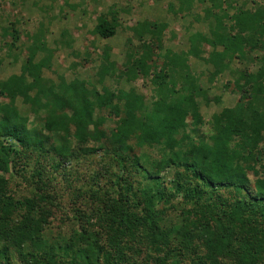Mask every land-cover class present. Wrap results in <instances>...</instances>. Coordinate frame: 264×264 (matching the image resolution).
I'll return each mask as SVG.
<instances>
[{"label": "trees", "instance_id": "trees-1", "mask_svg": "<svg viewBox=\"0 0 264 264\" xmlns=\"http://www.w3.org/2000/svg\"><path fill=\"white\" fill-rule=\"evenodd\" d=\"M200 1L215 31L212 52L194 38L158 67L166 25L132 27L146 42L142 53L129 51L119 79L151 77L150 101L133 85L47 78L48 55L31 54L20 73L0 79V264H14L13 253L24 264H264V5L240 6L227 20L224 4L234 0ZM117 15L101 14L96 34L114 36ZM3 38L11 53L19 48L16 22ZM253 51L256 71L232 67ZM190 57L212 66L208 84L236 75L225 87L240 98L213 113L208 134L199 108L211 101L209 85ZM108 73L105 64L101 80ZM97 157L66 215L71 228L49 236L61 204L45 172L71 174L69 165ZM13 181L30 190L17 192Z\"/></svg>", "mask_w": 264, "mask_h": 264}, {"label": "rangeland", "instance_id": "rangeland-1", "mask_svg": "<svg viewBox=\"0 0 264 264\" xmlns=\"http://www.w3.org/2000/svg\"><path fill=\"white\" fill-rule=\"evenodd\" d=\"M185 0H0V79L6 80L14 73H20L23 61L31 54L36 59L48 55L51 59V67L44 69V76L56 81L65 79L67 81L81 80L90 87L97 86L100 90L103 85L118 89L135 86L147 101L154 94L153 84L150 78L139 77L134 82H127L122 76L129 51L142 53L145 38L138 39L134 36L132 27L139 22L166 25L161 46L155 47V66L161 67L166 61H170L173 54L168 51L180 53L187 50L191 41L195 38L203 42L206 51L212 52L215 46L214 32L209 26L206 18L207 7L200 0H195L190 10L181 8ZM212 4L213 0H206ZM257 4L264 5V0H234L224 4L226 8L222 14L228 20L237 12L240 6L244 9H254ZM111 16L117 13L119 27L114 36L103 38L96 34L95 29L98 17L101 14ZM16 22L20 30L21 38L18 41L19 48L12 53L4 44V28L9 23ZM216 34V33H215ZM7 40H11L8 36ZM131 40V42L128 41ZM147 41L149 37H146ZM137 52V53H138ZM260 52V51H259ZM253 51L249 63L240 64L235 61L232 67H244L251 71L258 68L256 56ZM170 55V56H167ZM105 57L110 59L109 62ZM189 63L192 68L202 74V81L209 85L208 95L210 103L202 100L199 111L203 116L205 124L199 126L202 133L208 134L212 131L207 121L211 119L214 112L224 107L234 106L240 98V94L233 89V84L226 88L225 83L236 75L230 72L216 78L212 84H208V78L212 66L195 57H190ZM106 64L108 75L101 80V72ZM112 69L116 75L111 77ZM0 100L7 101L4 98ZM20 105L22 100H17ZM193 118L189 116V122ZM99 157L87 161L74 162L69 165L71 174L63 172L48 171L44 178L59 193L58 203L61 204L55 210L48 235H55L71 228L66 215L71 214L75 192L81 185L86 184L89 170L97 168ZM101 165H99L100 167ZM1 179L8 181L7 175ZM3 181V180H2ZM12 187L17 192L28 193V187L13 181ZM65 219V220H64ZM14 264H24L16 253L12 254Z\"/></svg>", "mask_w": 264, "mask_h": 264}]
</instances>
